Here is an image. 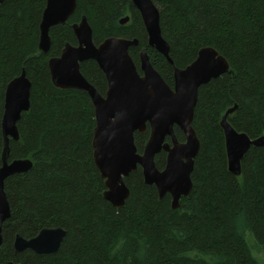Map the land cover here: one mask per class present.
Instances as JSON below:
<instances>
[{
  "label": "trees",
  "instance_id": "trees-1",
  "mask_svg": "<svg viewBox=\"0 0 264 264\" xmlns=\"http://www.w3.org/2000/svg\"><path fill=\"white\" fill-rule=\"evenodd\" d=\"M65 24L51 27V49L39 50L46 0L0 1V167L3 163L7 84L25 70L32 82L31 104L18 121L19 140L10 139L9 160L30 158L33 168L8 177L11 217L3 225L0 264H264V146H251L242 173L229 172L220 121L230 107L233 127L251 138L264 135V0H153L175 66L190 64L203 46L224 55L230 71L199 89L193 126L201 149L192 172L193 189L173 209L145 183L139 166L125 178L131 195L116 208L104 198L105 180L95 165L94 106L85 91L62 89L51 80L48 61L65 43L77 44L72 24L86 15L95 43L110 36L138 38L130 54L140 66L146 48L153 66L169 84L174 65L148 45L139 11L131 0H77ZM130 16L126 24L119 20ZM83 75L104 95L107 79L93 59ZM178 138L184 134L175 127ZM149 138L136 132L142 152ZM168 141V139H167ZM159 169L166 152L155 157ZM67 234L58 252L16 253L17 234L31 238L44 227Z\"/></svg>",
  "mask_w": 264,
  "mask_h": 264
},
{
  "label": "water",
  "instance_id": "water-1",
  "mask_svg": "<svg viewBox=\"0 0 264 264\" xmlns=\"http://www.w3.org/2000/svg\"><path fill=\"white\" fill-rule=\"evenodd\" d=\"M131 1L143 20L148 45L174 65L173 88L153 66L146 48L140 51L138 69L130 54V48L139 45L138 38L110 36L97 44L86 15L72 24L78 43L66 42L60 55L49 59L51 80L62 89L85 91L92 101L96 119L93 157L105 180L104 198L116 208L124 206L131 195L125 178L140 166L145 183L156 186L160 199L170 194L172 208L178 209L181 198L193 189L192 172L201 149L200 137L193 126L199 89L229 72L230 64L215 47L207 45L199 49L197 57L186 67L175 66L170 56L171 45L162 33L159 7L153 0ZM77 7V0H46L40 23L41 53L51 49V27L67 23ZM129 20L127 15L119 22L126 24ZM90 59L97 62L106 76L104 95L81 72V63ZM32 87L25 70L6 87L0 167V246L3 225L11 217L5 181L12 175L30 171L34 165L30 158L9 160L10 139L20 138L18 121L30 109ZM236 108L234 105L227 109L220 126L225 136L228 170L240 176L244 155L251 146H264V135L253 139L246 132L236 130L228 119ZM148 127L149 138L139 152L135 133H145ZM175 127L183 132V141L178 138ZM162 151L166 152V163L159 169L155 157ZM66 234L67 230L61 226L44 227L31 238L17 234L14 250L16 253L26 249L39 254L56 253Z\"/></svg>",
  "mask_w": 264,
  "mask_h": 264
},
{
  "label": "flooded vegetation",
  "instance_id": "flooded-vegetation-1",
  "mask_svg": "<svg viewBox=\"0 0 264 264\" xmlns=\"http://www.w3.org/2000/svg\"><path fill=\"white\" fill-rule=\"evenodd\" d=\"M171 86V85H170ZM172 88L174 87V83H173V85L171 86Z\"/></svg>",
  "mask_w": 264,
  "mask_h": 264
},
{
  "label": "bare ground",
  "instance_id": "bare-ground-1",
  "mask_svg": "<svg viewBox=\"0 0 264 264\" xmlns=\"http://www.w3.org/2000/svg\"><path fill=\"white\" fill-rule=\"evenodd\" d=\"M106 190V189H105Z\"/></svg>",
  "mask_w": 264,
  "mask_h": 264
}]
</instances>
